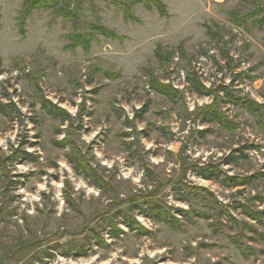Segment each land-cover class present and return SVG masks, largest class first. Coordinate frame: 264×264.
<instances>
[{
  "label": "rangeland",
  "instance_id": "obj_1",
  "mask_svg": "<svg viewBox=\"0 0 264 264\" xmlns=\"http://www.w3.org/2000/svg\"><path fill=\"white\" fill-rule=\"evenodd\" d=\"M26 1L0 0V264H264V0Z\"/></svg>",
  "mask_w": 264,
  "mask_h": 264
},
{
  "label": "trees",
  "instance_id": "obj_2",
  "mask_svg": "<svg viewBox=\"0 0 264 264\" xmlns=\"http://www.w3.org/2000/svg\"><path fill=\"white\" fill-rule=\"evenodd\" d=\"M124 1H127V0H120V2L122 3V2H124ZM130 1V0H129ZM144 1H146V0H140V3H142V2H144ZM152 1V4H153V6H155V8L158 10V11H160L162 14H164V5L161 3V2H159L158 0H151ZM42 3V4H41ZM134 3H136L135 1H134ZM37 4H39V5H37ZM57 4H58V1L57 0H51L50 2H48V3H45V2H43L42 0H32L30 3H29V0H28V2L26 1L25 3H24V6H25V10H24V14L23 15H27V14H29V12H30V10L31 9H34V8H37V7H48V8H54V9H56L57 10V14H58V11H60V14H63V15H65L67 18H71V13L70 12H67V11H63L62 10V8L61 7H57ZM150 4L148 3V2H146L145 3V6H149ZM125 16H127V15H125ZM69 20H71V19H69ZM208 35H210V32H208ZM76 44V43H75ZM77 46V45H76ZM75 46V47H76ZM84 46L86 47V49L88 48V43L87 42H85L84 43ZM188 81H189V83H190V85H191V87H192V89L196 92V93H200V94H205V93H208L206 90H205V88L200 84V83H198L194 78H188ZM152 87H154V89L155 90H157V91H159L160 93H162V94H164V95H167V96H169V97H171L172 95H174V92H176L175 90H173L172 88L170 89L169 87L167 88V87H165V86H163V85H152ZM169 90V91H168ZM46 101V103H47V106H49V107H51L52 108V110H49V112H51V113H53L54 115H56L55 114V112H54V110H58L57 108H56V106L55 105H53V104H51V103H49V101H47V100H45ZM47 106H45V107H47ZM57 113V112H56ZM203 115H204V118H206V119H208V120H216L217 119V121H221V120H218L219 119V116H218V113L217 112H215V111H213V110H210V109H205L204 110V112H203ZM203 176H204V178H206V179H214L213 177H216V176H214V172H210V171H208V170H202L201 172H200ZM228 185H230V186H238V185H242V183H239V181H235V182H229V184ZM149 211V210H148ZM161 211V210H160ZM152 213H155L157 216L159 215V211H151ZM161 213H162V215L163 216H158L159 218H167V215L166 214H164V212H162L161 211ZM168 219V218H167ZM170 222H169V225L170 226H175V221H173V218L171 219V220H169ZM126 224L129 226V227H131V226H134L135 225V223H134V221H129V222H126Z\"/></svg>",
  "mask_w": 264,
  "mask_h": 264
}]
</instances>
